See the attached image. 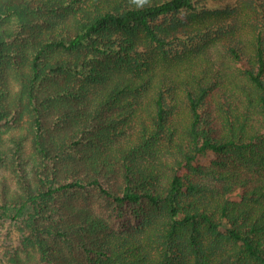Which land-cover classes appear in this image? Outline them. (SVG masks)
Masks as SVG:
<instances>
[{
	"label": "trees",
	"instance_id": "obj_1",
	"mask_svg": "<svg viewBox=\"0 0 264 264\" xmlns=\"http://www.w3.org/2000/svg\"><path fill=\"white\" fill-rule=\"evenodd\" d=\"M0 236L1 264H264V0H0Z\"/></svg>",
	"mask_w": 264,
	"mask_h": 264
},
{
	"label": "rangeland",
	"instance_id": "obj_2",
	"mask_svg": "<svg viewBox=\"0 0 264 264\" xmlns=\"http://www.w3.org/2000/svg\"><path fill=\"white\" fill-rule=\"evenodd\" d=\"M77 201L80 203L89 204L93 209H97V210L105 209V203L98 201L97 199H95V197L85 198V197L78 196ZM116 224H118V222H116ZM7 225H8V230H9L7 232V238L12 242V245L17 246V244L20 242V239H21L20 238L21 235H19L20 233L19 227L16 226L15 223L13 224L10 223ZM2 243H3L2 240H0V252L3 248ZM0 264H1V261H0Z\"/></svg>",
	"mask_w": 264,
	"mask_h": 264
},
{
	"label": "clouds",
	"instance_id": "obj_3",
	"mask_svg": "<svg viewBox=\"0 0 264 264\" xmlns=\"http://www.w3.org/2000/svg\"><path fill=\"white\" fill-rule=\"evenodd\" d=\"M138 6L143 7L145 4L148 3V0H135Z\"/></svg>",
	"mask_w": 264,
	"mask_h": 264
}]
</instances>
